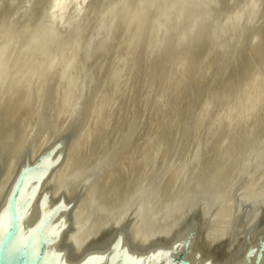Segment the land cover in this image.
<instances>
[{
	"label": "bare ground",
	"instance_id": "6f19581e",
	"mask_svg": "<svg viewBox=\"0 0 264 264\" xmlns=\"http://www.w3.org/2000/svg\"><path fill=\"white\" fill-rule=\"evenodd\" d=\"M36 1L34 0V2ZM46 1L48 0H43L39 5L38 2L36 3L39 7ZM61 1L63 0H55L54 3L59 4ZM107 1L103 4L106 5L105 3H107L109 5L110 0ZM113 1L110 2L116 3V0ZM254 1L256 2V0ZM177 2L178 0H153L152 2L150 0L148 2L147 0L146 2L131 0L126 2L128 5L125 8L123 7L124 10L116 11L119 13L114 15L115 17L112 16L113 21L110 24L113 26L111 27L112 30H110V27L107 28L110 30L109 36L106 37L108 38L107 41L103 46L100 44L104 41L99 46L93 45L90 48V54L86 57L83 56V53H87L85 48L87 38L92 27L98 21L97 19L103 14L101 12H104L103 9H107L108 6H104L105 8L102 9V0H89L81 19H75L77 23L74 22V17H71L73 19L71 22L73 21L74 24L68 29L66 27L68 31L65 29V34L56 33V30L53 31L54 33L48 32L46 28L49 22L44 25V27L46 26L45 30L41 29L42 25L39 27L40 29L33 26L37 25L38 27L39 22L37 24L33 23V25L30 24L34 27L32 28L33 31L31 26L28 25L30 26L31 35L36 38L35 41H40L42 48L38 49L42 50L43 56L40 51L39 56L41 54L42 59L39 61L38 50H36L37 62L40 63L35 64L36 58L31 57L34 59L35 63L33 60L31 61L35 65L29 64V67L27 64L28 67H26L23 63L22 67L27 69L21 68L26 73L28 69L33 70L34 73L37 72L35 74L38 78L34 77V73L33 77L39 84L32 85L34 90L36 85L38 86L37 96L33 95L34 91L29 90L30 87L27 86L28 83L34 82L33 78L32 82H26V78L24 81L23 78L21 79L18 76L21 79L20 81L14 78L15 75L13 78L9 75L12 69L9 68L11 61L8 58H13L12 61L15 63L18 62L19 58L17 57L19 54L16 52L21 49L20 45L23 44L25 38L23 33L24 22L19 19L23 23H14V25L15 20H13L11 22L13 25L4 26L3 24L4 28L2 29V35H0V40L3 38L2 44L0 42L2 45L0 46L2 47V52L0 50V154L7 155L10 161H14L18 156L17 152L19 151L14 149L12 144L7 143L8 140L6 139L10 135L14 137V140L9 141L14 142L17 147H20V150L31 139L35 140L34 142H37V145L41 144L47 128H51L53 125V117L58 122L61 121L62 127L70 122L71 126H75V137L70 142L65 157L58 165V173L68 171V174L75 176L77 179L81 176L84 178L92 175L94 183L91 186H97L98 192L101 193L98 196L105 195L104 190L116 188L118 184L129 189L124 192L126 195L130 193V188L138 184L149 190L146 206L151 216H156L160 212L166 214L169 207L177 208L180 206L182 199H186V195L190 193L191 189L193 191L195 185H205L201 180L203 175L207 177V187L213 185V190L223 180V187L225 188L232 180L233 174L239 169L254 172L251 181L249 180L246 185L245 190L247 192L254 191L257 187L263 185L264 0L256 3V6L251 0L182 1L181 3L186 6H184L182 13H178L179 17L178 22H175L176 25L172 24L173 27L171 26L172 28L169 30L168 27L166 31H160L158 28L163 24L166 25L167 22L163 24L161 22L169 19L168 14H173L171 18L175 17L174 13H170V11L172 8L174 9V6H178L176 5ZM51 3L53 4L52 1ZM63 3H61L59 11L56 8V12H61L63 6L64 11H67L65 10L67 6L65 7ZM251 3L252 6H255L253 8L254 12L251 9L254 13L251 12L253 16L250 15ZM117 5L116 3V9H119L120 6L122 8L123 2L121 5L119 4L120 6L118 5V8ZM238 5L245 10L240 11V15H237L238 18L235 17L237 20L236 24L230 29L231 34L227 32L231 35L230 38L223 37L227 27L226 29L222 28L228 24L224 25L225 21L221 23V20L228 16H225V14L232 7ZM26 6L28 7V4ZM33 6L36 7L35 4ZM4 7L6 6L4 5ZM40 7L43 8V6ZM100 7L101 12L99 11ZM179 9L178 12L182 7ZM239 9L235 11L239 12ZM25 10L27 11V9ZM15 11H12L11 14L13 15ZM36 12L39 14L35 10L34 13ZM231 12L233 13V11ZM18 13H21V11H18ZM67 13L66 16L69 15ZM233 14L236 16V13ZM52 15L54 14L52 13ZM30 16L32 17V15ZM75 16L78 17V15ZM166 16L167 19H164ZM36 17L37 15L34 17V21H36ZM53 18H55V15ZM231 18H228L229 22ZM16 19L18 18L16 17ZM31 20L30 22L33 21ZM50 20L61 21L60 19ZM65 21L63 19L64 23H67L68 19L67 22ZM105 23H108V21ZM160 23L161 25L158 27ZM232 23L229 24L232 25ZM64 25L62 26L64 27ZM54 26L56 27V24ZM103 26L106 27L105 24ZM103 26H99L101 28L98 32L104 29ZM228 26L230 27V25ZM24 30L29 32L27 28ZM64 32L62 31V33ZM221 37L222 39H228L220 41ZM27 39H30L29 36ZM30 40H28L29 44ZM88 43H90V40ZM32 44L34 43L32 42ZM86 47H88V44ZM84 50L86 51L84 52ZM12 54H17V60L14 59L15 56ZM31 54H28L29 59ZM23 56L28 61V57ZM71 57H76V61L82 64L71 66L73 69L76 65H81L82 76H80L81 79L78 76V79L81 80L78 82L81 83H76L80 84V89L75 91V86L74 91L79 93L73 95L75 97H71L75 100H73L74 103H71L73 107L71 110L69 109L70 112L67 110L69 114L66 118V116L63 117V114L65 115L64 111L69 97L58 93V87L61 83L58 82L56 76L59 75V80H62L60 76L64 77L62 71L64 72L67 67L63 68V62L68 61V59L70 62ZM74 61L72 62L74 63ZM13 62L12 64L15 67ZM70 65H72L71 62ZM118 66L120 68L123 66V73L120 77L117 73ZM17 67L13 70L14 72ZM9 69L11 70L9 71ZM67 69L70 70V68ZM78 69L80 68L78 67ZM13 71L11 72L13 73ZM21 74H23V71ZM76 74L79 75L80 72ZM75 75L73 74L71 79ZM28 76L25 75V77L30 78ZM28 81L30 80L28 79ZM62 89L59 88V90ZM9 90L12 93L9 94ZM66 95H68V92ZM34 105L35 110L32 109ZM31 111H33V114L36 113V117L32 114L36 118L32 129L28 125L30 123L27 124L28 121L30 122L28 118ZM61 118L63 119L61 120ZM57 130L59 129H55V131ZM128 144H133V147L126 152L125 147ZM84 156L90 159L88 163L86 161L81 162ZM135 160L139 163H136ZM124 166L126 167L125 171H123ZM45 176L43 175L39 190L35 193L31 203L29 222L36 221L41 199L44 201L46 210L52 208L46 198L48 190L44 187ZM112 177L118 178L112 183ZM111 193L118 196L122 192L113 191ZM84 197L87 200L88 196L86 194ZM100 203L102 204V202ZM148 219L150 220V218ZM59 220H62V214L56 213L54 222ZM135 247L140 248L137 250H142L134 251L133 247L128 250L126 247V254L147 255L159 248L160 253L171 251V248L158 244L148 246L145 249ZM54 250L63 253L66 262L76 263L67 258L65 252L59 246V241L56 243ZM103 252L97 251L91 255H101ZM242 255L241 250L238 254L231 255V257L221 262L210 259V257L200 256L199 251L191 245L189 254L186 256L192 263L197 262V264H237L240 263ZM261 259L264 261V251Z\"/></svg>",
	"mask_w": 264,
	"mask_h": 264
},
{
	"label": "water",
	"instance_id": "95a60500",
	"mask_svg": "<svg viewBox=\"0 0 264 264\" xmlns=\"http://www.w3.org/2000/svg\"><path fill=\"white\" fill-rule=\"evenodd\" d=\"M60 122L53 117L54 126L47 128L42 143L31 139L23 144L14 161L0 154V264H197L186 256L191 245L200 256L216 261L242 250L237 264H264V184L245 190L252 170L239 169L225 188L223 180L214 190L203 175L205 185H195L187 197L181 195L186 199L180 206L151 216L146 206L149 190L144 187L137 185L118 196L104 190L105 195L98 196L92 175L77 179L68 171L58 173L75 137V126L69 122L62 127ZM43 175L52 208L46 210L41 199L36 221L29 222ZM56 213L62 220L54 222ZM58 241L76 263L66 262L63 253L54 250ZM157 244L171 251L126 254V247L141 251L135 246ZM97 251L104 252L91 255Z\"/></svg>",
	"mask_w": 264,
	"mask_h": 264
},
{
	"label": "rangeland",
	"instance_id": "374dc122",
	"mask_svg": "<svg viewBox=\"0 0 264 264\" xmlns=\"http://www.w3.org/2000/svg\"><path fill=\"white\" fill-rule=\"evenodd\" d=\"M35 1H36V0H35ZM51 1L53 2V4L51 3ZM54 1H55V0H54ZM54 1H53V0H48V1H46V3H43L42 5H40V6H43V8H42V7H40V6L38 7V5L41 4V3L43 2V0H42V1H40V0L38 1V0H37L36 2H38V5H37L36 2H34V0H30V1L28 0L27 3H26V5L28 4V7H29L30 5L33 6L34 4L36 5V7H38V8H36L35 6H33V7L30 6V7L28 8L26 5H24L25 2H26V0H0V6L2 5V6L0 7V18H1V20H0V25H1V26H0V27H1V28H0V31H1V32H0V33H1V34H0V35H2V29L4 28V26H7V25L12 24L11 22H13V20L17 21V22L14 21L13 24H14V23H15V24H18V23L21 22L19 19H21V20L24 22V23H23V22H21V23H23V24L25 25L24 29L27 28V29L29 30V32H28L27 30H24V29H23V33H24V37H25V38H24V41L22 42L23 44H21L22 46L20 45V47H21V49H23L24 47H25V48L22 50V52H20L21 54L19 53V51H21V49H19V51L16 52L17 54H19L18 57H17V54H16V55L12 54V55H14L15 57L11 55L12 57H14V59H15L16 57L19 58V59H18L19 64H18V62L16 61L17 58H16V60H15L17 63H15V62L12 61L13 58H10V57L8 58V60L11 61V63L9 62V63L11 64V65H9V68L12 69V70L9 69V71H10V70L13 71V70L15 69V67H17L18 65L20 66L19 68L17 67V68H18V72H17V68H16V71H15V72L18 73V75H17V73H15L14 71H13V73L10 71L9 73H11V74H9V75H11L12 78H13V76L15 75L14 78H15V79L17 78V79L20 80V81H21L22 78H23L22 80H24V81H25V78H26V79H27L26 82H32V81L34 80L33 83H31V84L28 83V85H27L28 88L30 87L29 90H31V91L33 90L34 92H35L36 90H38V89H37V87H38L37 85H36V87H35V90H34V87H33V86H35V84L38 83V81L36 82V80H35V78H36V79L38 78V76H36L37 74H35V73H37V72L35 71V73H34L33 70L31 71V69H28V70H27V73H28V74H27L26 72H24L25 67H22V64H23V63H24V66H26V67H28L29 64H32V65L34 66L35 64L40 63V62H37V61H38L37 59L39 58V61H41V59H42L41 57L43 56L42 50H41V49H40V50L38 49V48H42L41 45H40V41H37V40L35 41L36 38H34V37L31 35V30L33 31L32 28L36 27L37 29H40L39 27H41V25H42L43 27H42L41 29H42V30H45L46 26L44 27V25H46V23L49 22V23H47L48 25H47V28H46L48 32H53V31L55 32V30H56V33L61 32L60 34H65V32L68 31V30H67L68 27L70 28V27L72 26V24H74V22H76V20H78L79 18L81 19V15H83L84 8H85V6L87 5L86 3L89 2V0H85V2H83L84 0H81V1H79V0H78V1L73 0L74 2H73L72 0H70L71 2H70L69 0H67V1L63 0V1H61V3L64 2L63 4L65 5V7L67 6V7L65 8V10H67V11H64V6H63V8L61 9V10L63 11V13H62V11H61V12H56L57 10H58V11L60 10L59 8H61V3H59L60 6H58L59 4H56V2L54 3ZM110 1H111V0H110ZM110 1H109V5H108L107 3H105L106 5H104L103 3H104V2H108V1H107V0H102V4H103L102 9H103L104 6H107V5H108V6L106 7L107 9H103L104 12H103V11L101 12V10H102L101 7L99 8V9H100L99 11H100L101 13H103V14H101V17H99V18L97 19L98 21L96 22V24L94 25V27H92V30H91V32H90V34H89V36H88V38H90V39L87 38V42H86V45H85V48H86V50H87V53L85 52L86 50H84V52H85L86 55L83 53V56H85V57L88 56V55L90 54V52H91V51H90V50H91L90 48H92L93 45L96 44V45L99 46V44H100L101 42L104 41L103 43L100 44V45L103 46V44H104V43L107 41V39H108V38H106V37L109 36L110 30H112L111 27H112L113 25L110 24V23L113 21V17H115L114 15H117L120 11H123L124 8L128 5L126 2H130L131 0H129V1H127V0H118V1H117V0H116V3H117L118 5H119V4L121 5L122 2H123V6H122V8H121L120 5H119L120 7L117 5V8L119 7V9H116V3H113V2H115V1H113V0H112L113 2H110ZM121 1H122V2H121ZM124 1H125V3H126L125 6H124V4H125ZM143 1L146 2V0H143ZM152 1H153V0H150V2H152ZM182 1H183V2H187L188 0H187V1H186V0H178V2L176 3V5H178V6H174V9L172 8L171 11H170V13H172V12L174 13L175 17H174V18H173V17L171 18V16H173V14H172V15L168 14V18H169V19H167V16H166L164 19H167V21L165 20V21H162V22H161L162 24H163L164 22H165V23L167 22L166 25L163 24V26L159 27V25H161V23L158 24V27H159L158 29H159L160 31H164V30L166 31V30H167L166 28H168V27H169V28H168V30H169L170 28L173 27V25H174V26L176 25V23L178 22L177 19H178V17H179L178 13H179V14L182 13V11L184 10V6H186L185 4L181 3ZM249 1H250V0H249ZM260 1H261V0H258V1L256 0V2H255L254 0H253V1L251 0V2H252L254 5H255L256 3H259ZM5 2H6V3H5ZM28 2H29V3H28ZM30 2H31V3H30ZM39 2H40V3H39ZM66 2H68L67 5H66ZM72 2H73V3H72ZM75 2H76V3H75ZM79 2H81L80 4H81L82 7L80 6V4L78 5ZM147 2H148V0H147ZM179 2H180V3H179ZM2 3H3V4H2ZM4 3H5V4H4ZM33 3H34V4H33ZM47 3H48V5H47ZM50 3H51V4H50ZM69 3H70V4H69ZM71 3H72V4H71ZM74 3H75L76 5H75ZM110 3H112V4H110ZM252 3H251V7H250V13L252 12L251 9H252L253 12H254V9H253V8L257 5V4H256L255 6H254V5L252 6ZM9 4H10V5H9ZM45 4H46V5H45ZM73 4H74V6H73ZM82 4H83V5H82ZM147 4H148V3H147ZM182 4H183V5H182ZM4 5H5L6 7H7L8 5H9V6L6 8V7H4ZM69 5H70V6H69ZM179 5L182 7V9H181V7H180ZM25 6H26V7H25ZM46 6H47V8H46ZM76 6H78L79 8L76 7ZM83 6H84V7H83ZM238 6H239V7H238ZM238 6H234V7H232V9H231L227 14H225V16H227V15H228V16L222 18V20H221V23H222L223 21H225V22L223 23L224 25H226V24L230 25V27H229L228 25H226L224 28H222L223 25L221 24V26H222L221 28H222V29H226V27H227V30H225V31H226L225 34H227V35H228L229 33L231 34V30H230V29L232 28V26H234V24H236V20H237V19H236L235 17L238 18L237 15H240V11L242 12V11L245 10V9L243 10V8H241L242 6H241V7H240V5H238ZM10 7H12V8L14 7L15 9L13 10V9L10 8ZM23 7H25V8H23ZM44 7H45V8H44ZM54 7H55V8H54ZM70 7H72V8H70ZM74 7H75V8H74ZM80 7H81V8H80ZM109 7H111V8H109ZM123 7H124V8H123ZM176 7H177V8H176ZM235 7L238 8V9L240 8V9H242V10L239 9V12H236L235 10H238V9H236ZM1 8H2L3 11L1 10ZM33 8H34V9L36 8L35 10L38 11L39 14H37V12L34 13L35 10H34ZM39 8H40V9H39ZM56 8H57V10H56ZM67 8H68V9H67ZM82 8H83V10H82ZM104 8H105V7H104ZM179 8H180L181 10H180ZM9 9H10V10H9ZM11 9H12V10H11ZM18 9H19V10H18ZM25 9H27V11H26ZM28 9H29V11H28ZM30 9H31V11H30ZM37 9H38V10H37ZM77 9H78V10L80 9V10H79V11H76ZM113 9H114V10H113ZM121 9H122V10H121ZM178 9L180 10V12H178ZM233 9H234V10H233ZM15 10L17 11L18 16L20 15L19 17L16 16L17 14H16V11H15ZM22 10H24L23 12H24V13L26 12V14H24V13L22 12ZM33 10H34V11H33ZM41 10H42L43 12H42ZM46 10H47V11H46ZM52 10H53V11H52ZM110 10H111V11H110ZM119 10H120V11H119ZM173 10H175V11H173ZM4 11H5L6 13H5ZM12 11H15V13L13 12V15L11 14ZM18 11H21L22 14H21V13H18ZM32 11H33V12H32ZM40 11H41V16H40ZM54 11H55V12H54ZM81 11H82V13H80ZM109 11H110V12H109ZM112 11H113V12H112ZM116 11H119V12L117 13ZM231 11H233V13H236V16H234L235 14H233ZM234 11H235V12H234ZM1 12H2L3 14H2ZM9 12H10V13H9ZM27 12H28L29 14H28ZM31 12H32V13H31ZM49 12L51 13V15H50ZM67 12H68V13H67ZM108 12L110 13V15H109ZM248 12H249V11H248ZM253 12H252V13H253ZM7 13H9V14H7ZM52 13L55 15V18H53L54 15H52ZM58 13H59L60 17H59V15H58ZM66 13H67V15H68V14H69V15L66 16ZM107 13H108V15H107ZM111 13H112V14H111ZM115 13H116V14H115ZM231 13H232V14H231ZM237 13H238V14H237ZM250 13H249V14H250ZM252 13L250 14L251 16H253V14H254V13H253V14H252ZM34 14L37 15V17H36V21H34V20H35L34 17L36 16V15H34ZM62 14H64V15H62ZM79 14H80V15H79ZM2 15H3V17H1ZM7 15H8V16H7ZM27 15H29V16L32 15L33 19H32L31 16H30V19H29V16H27ZM48 15H49L50 17H49ZM57 15H58V16H57ZM73 15H74V16H73ZM75 15H78V17H76ZM105 15H107V16H105ZM177 15H178V16H177ZM232 15H233L234 17H233ZM10 16H12V17H11L12 19L10 18ZM15 16H16L18 19H16ZM38 16H40V17H39L40 19L38 18ZM52 16H53V17H52ZM61 16H62V17H61ZM64 16H65V17H64ZM79 16H80V17H79ZM112 16H113V17H112ZM169 16H170V17H169ZM6 17H7V19H6ZM8 17H9L10 19H9ZM41 17H42V18H41ZM51 17H52V18H51ZM63 17H64V18H63ZM71 17H72V18L74 17L73 19H74V20L76 19V20H75L74 22H73V21L71 22V20H73ZM105 17H106V19H105ZM109 17L112 18V19H110ZM230 17H232V18H231L232 20L230 19V22H229V19H228V18H230ZM2 18H3V19H2ZM13 18H15V19H13ZM27 18H28V20H27ZM61 18H62V19H61ZM65 18H66V19H65ZM69 18H70V19H69ZM102 18H104V19H102ZM108 18H109V19H108ZM175 18H176V20H175ZM225 18H226V19H225ZM31 19H32L33 21H32ZM47 19H48L49 21H48ZM50 19H60L62 22H61V21H58V20H56V21H55V20L51 21ZM63 19L66 20L65 22H67V19H68V22H70V23H69V24H68V22H67V23H64V22H63ZM80 19H79V20H80ZM170 19H172L174 22H173V21H170V22H169L168 20H170ZM224 19H225V20H224ZM233 19H235V20H233ZM6 20H8V22H9V21H10V22L8 23V22H6ZM30 20H31L32 22H30ZM39 20H40V21H39ZM42 20H43V21H42ZM162 20H163V19H162ZM50 21H51V22H50ZM57 21L60 22V23H58ZM107 21H108V23H105V22H107ZM176 21H177V22H176ZM234 21H235V23H234ZM4 22H5L6 24H5ZM28 22H29V23H28ZM38 22H39V23H38ZM44 22H45V23H44ZM52 22H55V23H52ZM56 22L59 24L58 26H57V23H56ZM100 22H101V23H100ZM171 22H172V23H171ZM175 22H176V23H175ZM227 22H228V23H227ZM231 22H233L232 25L229 24V23H231ZM33 23H35V24L38 23V24H39L38 27H37V25H36V26L33 25ZM51 23L53 24V26H52ZM61 23H63V24H61ZM76 23H77V22H76ZM76 23H75V24H76ZM99 23H100V24H99ZM168 23H169V24H168ZM174 23H175V24H174ZM3 24H4V26H2ZM13 24H12V25H13ZM15 24H14V25H15ZM30 24L33 25L34 27H32ZM55 24H56V27L54 26ZM64 24H65V25H64ZM67 24H68V25H67ZM70 24H71V25H70ZM104 24H105L106 27L103 26ZM167 24H168V25H167ZM172 24H173V25H172ZM28 25L31 26V30L29 29L30 26H28ZM62 25H64V27H63ZM98 25H99V26L101 25V27H102V26L104 27V29H103L102 31H100V32H98V31H99V28H101V27H99ZM51 26H52V27H51ZM61 26H62V28H63L64 30L61 28ZM166 26H167V27H166ZM171 26H172V27H171ZM66 27H67V29H66ZM95 27H97V28H95ZM108 27H110V30L107 29ZM162 27H163L164 29H163ZM43 28H44V29H43ZM49 28H51V29L49 30ZM57 28H58V29H57ZM60 28H61L62 30H61ZM53 29H54V30H53ZM65 29H66V31H65ZM96 29H97V30H96ZM51 30H52V31H51ZM95 30H96V31H95ZM104 30H105V32H104ZM24 31H25V32H24ZM62 31H63V32L65 31V32L62 33ZM93 31H94V32H93ZM107 31H108V32H107ZM223 31H224V30H223ZM54 32H53V33H54ZM227 32H229V33H227ZM26 33H27V35H26ZM28 33H30V34H28ZM92 33H93V34H92ZM95 33H98V34H100V35L95 34ZM105 33H106V34H105ZM107 33H108V34H107ZM156 34H157V33H156ZM225 34L223 35V37H228V38H230V37H229V36H231L230 34H229L228 36H227V35L225 36ZM90 35H91V36H94L95 38H94V37H91ZM95 35H96V36H95ZM28 36H29L30 39H34V40L27 39ZM102 36H103V37H102ZM104 36H105V37H104ZM2 37H3V36H2ZM26 37H27V38H26ZM96 37H97V38H96ZM99 37H100V38H99ZM228 38H227V39H228ZM1 39L3 40V38H1ZM91 39H92V41H91ZM97 39H99L100 41L98 40V42H97ZM225 39H226V38H223V39H222V37H221V38H220V41H222V40L225 41ZM227 39H226V40H227ZM2 40H0L1 44H2ZM28 40L31 41L30 44H29ZM89 40H90V43H88ZM94 40H95V41H94ZM220 41H219V42H220ZM32 42L35 44V46H34V44H32ZM36 42H37V43H36ZM25 43H26L27 45L29 44L30 46H33V47H30L29 45L27 46ZM97 43H98V44H97ZM1 44H0V46H2ZM24 44H25L26 46H25ZM36 44H37V45H36ZM87 44H88V47H86ZM22 47H23V48H22ZM35 47H36L37 49H36ZM0 48H1L0 50H1V52H2V47H0ZM29 48H30V50H29ZM31 48H34V49H31ZM88 48H89V49H88ZM26 49H27V50H26ZM31 50H32V51H31ZM34 50H35V52H33ZM36 50H38V56H39L40 51H41L42 56H41V54H40V56L37 58V57H36V56H37V51H36ZM88 50H89V51H88ZM24 51H25V53H23ZM29 51H30V52H29ZM28 52H29V53H28ZM32 52H33L34 54H33ZM31 53H32V54H31ZM0 54H1V53H0ZM28 54H31V55H33V56L30 55V59H29V55H28ZM23 55H26V57H28V61H27L26 58H24ZM27 55H28V56H27ZM34 55H35V56H34ZM21 56H22L23 58H22ZM31 57H33V58L35 57V58H36V59L34 58L36 63L34 62V59L31 58ZM71 58L74 59L75 61L72 60ZM71 58H70V59H71L70 62L72 63V65H70L69 59H68V61L63 62V63H64V67H63V68L65 69V66H67V67H66V70H64V69L62 68V70H64V72L62 71V74H63L64 77L60 76L62 80H61V81L59 80V79H60V78H59V75H57L58 77L56 76V79H58V82L61 83V85H59V87H58V91H59L58 93H60V94H62V95L64 94V96L69 97V99H68V101H67V104H66V107H65V111H64L65 115L63 114V117L66 116V118H67V115H68L69 112H70L69 109L71 110L72 107H73V104H71V103H74L73 100H75V99H72L71 97H75V96H73V95H76V94L79 93V92H75V91H78V89H80V84H78V83H81V82H78V81H81V80H80V79H81L80 76H82V74H81V73H82V72H81V69H82V68L80 67L82 64H81L79 61H76V59H75L76 57H74V58L71 57ZM10 59H11V60H10ZM20 59H21V60H20ZM23 59H24V60L26 59V60L24 61ZM31 60H33V62H34L35 64H34ZM21 61H22V63H20ZM29 61H30V62H29ZM72 61H74V63H73ZM12 62L14 63L15 67L13 66ZM26 62H27V63H26ZM68 62H69V63H68ZM76 62H78V63H76ZM66 63H68V64H66ZM16 64H17V65H16ZM27 64H28V65H27ZM73 64H74V65H73ZM75 64H81V65H76V67H75L76 69H75V68L72 69V67H74ZM32 65H31V67H32ZM69 65H70V66H69ZM10 66H12V67H10ZM68 66H69V67H68ZM71 66H72V67H71ZM21 67L24 68V69L22 70ZM29 67H30V65H29ZM78 67H79L80 69H78ZM118 67H119V66H118ZM67 68H70L71 71H70L69 69H67ZM26 69H27V68H26ZM26 69H25V70H26ZM74 69L76 70V73L80 72V74H79V75L76 74ZM29 70H30L32 73H31ZM68 70H69L70 74H69ZM73 70H74V71H73ZM78 70H79V71H78ZM22 71H23V74L25 73V75H27V76L29 75L30 78H27V77H25V75L21 74ZM28 71H29V72H28ZM66 71H67V73H66ZM33 73H34V77H35V78L33 77ZM60 73H61V72H60ZM64 73H65V75H64ZM117 73L119 74V77H120L121 74L123 73V66H121V68L119 67V69H117ZM12 74H13V75H12ZM31 74H32V75H31ZM57 74H58V73H57ZM73 74H74V75L76 74L75 77H74L75 79H74V78L71 79L72 76H73ZM22 75H23V76H22ZM60 75H61V74H60ZM16 76H17V77H16ZM18 76H20L21 79H20V77H18ZM29 76H28V77H29ZM31 76H32V77H31ZM69 76H71V77H69ZM78 76L80 77V79H78V78H79ZM11 77H10V79H11ZM32 78H33V80H32ZM63 78H66V79L64 80ZM28 79H29L30 81H28ZM38 80H39V79H38ZM74 80H77V81H74ZM65 81H67V82H65ZM35 82H36V83H35ZM39 82H41V81L39 80ZM69 82H70V83H69ZM71 82H72V83H71ZM73 82H74V83H73ZM76 82H78V83H76ZM62 83H63V84H62ZM64 83H66V84H64ZM26 84H27V83H26ZM38 84H39V83H38ZM68 84H69V85H68ZM77 84H78L79 86H78ZM32 85H33V86H32ZM70 85H71V86H70ZM57 86H58V85H57ZM63 86H64V87H63ZM73 86H74V87H73ZM75 86H76V90H75ZM67 87H68V88H67ZM69 87H70V89H69ZM59 88H60V89L63 88V89H62V90H59ZM64 88H65V90H64ZM66 89H67V90H66ZM71 89H73V90H71ZM10 90H11V89H10ZM10 90H9V91H10ZM63 90H64V91H63ZM68 90H69V91H68ZM74 90H75V91H74ZM33 91H32V92H33ZM66 91L68 92V95H66V94H67ZM34 92H33V95H36V96H37V94H38L37 91H36L35 93H34ZM63 92H64V93H63ZM8 93L10 94V93H12V92L10 91V92H8ZM36 93H37V94H36ZM70 95H71V96H70ZM36 96H35V97H36ZM8 97H9V96H8ZM76 98H77V97H76ZM70 104H71V105H70ZM35 105H36V104H35ZM35 105L32 107L33 110H35ZM69 105H70V106H69ZM70 107H71V108H70ZM67 110H68L69 112H68ZM34 113H35V111H34ZM32 114H33V111H31V115H29V118H31V119L28 118V120H30V122H29V121H28V122L25 121V122H27V124L30 123V124H28V125L31 126L30 129H32V128L34 127L35 120H36V118H35V117H36V115H35L36 113L33 114L35 117L32 116ZM61 115H62V113H61ZM30 116H31V117H30ZM32 118H33V119H32ZM34 118H35V119H34ZM62 119H63V118H61V120H62ZM26 120H27V119H26ZM31 121H32V122H31ZM13 138H14V137L10 135V137L6 139V140H8L7 143H8V144H12V145H13V148H14V149H17V150L19 151V148H20V147H17V146L14 144V142L9 141V140H14ZM17 153H19V152H17ZM86 154H87V153H86ZM87 156H88V154H87ZM148 158H149V157H148ZM249 159H250V158H249ZM89 160H90V159H87V158L84 156V159H82L81 162L86 161V162L88 163ZM135 161H136V160H135ZM147 161H148V160H147ZM87 163H86V164H87ZM136 163H139V162L136 161ZM81 164H84V163H81ZM86 164H85V165H86ZM124 167H125V166H124ZM125 170H126V167L124 168L123 171H125ZM207 171H209V170H207ZM67 173H68V172H67ZM156 175H158V174H156ZM263 177H264V176H263ZM263 177H262V178H263ZM116 178H118V177H116ZM116 178H115V177H114V178L112 177L113 180H111V182H112V181H116ZM112 183H113V182H112ZM137 185H138V184L134 185L132 188L136 187ZM132 188H130V189H132ZM126 189H127V188H126L125 186L118 184L116 188H112V189H110L109 191L113 190L114 192H119V193H120V191H121V192H122L121 194H124L125 191L129 190V189H127V190H126ZM113 191H112V192H113Z\"/></svg>",
	"mask_w": 264,
	"mask_h": 264
}]
</instances>
